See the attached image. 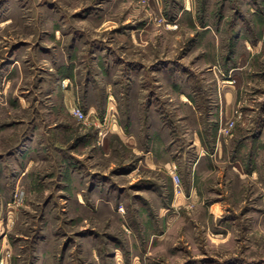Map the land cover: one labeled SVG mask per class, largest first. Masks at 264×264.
Returning a JSON list of instances; mask_svg holds the SVG:
<instances>
[{"label":"rangeland","instance_id":"obj_1","mask_svg":"<svg viewBox=\"0 0 264 264\" xmlns=\"http://www.w3.org/2000/svg\"><path fill=\"white\" fill-rule=\"evenodd\" d=\"M0 264H264V0H0Z\"/></svg>","mask_w":264,"mask_h":264},{"label":"built area","instance_id":"obj_2","mask_svg":"<svg viewBox=\"0 0 264 264\" xmlns=\"http://www.w3.org/2000/svg\"><path fill=\"white\" fill-rule=\"evenodd\" d=\"M73 112H74V114H75L78 118H80V119H82V120L87 119V114H86V112H85V111L83 110V108H81L80 106L75 105V106L73 107Z\"/></svg>","mask_w":264,"mask_h":264},{"label":"crops","instance_id":"obj_3","mask_svg":"<svg viewBox=\"0 0 264 264\" xmlns=\"http://www.w3.org/2000/svg\"><path fill=\"white\" fill-rule=\"evenodd\" d=\"M107 116V115H106ZM100 124H102L101 122H100Z\"/></svg>","mask_w":264,"mask_h":264}]
</instances>
